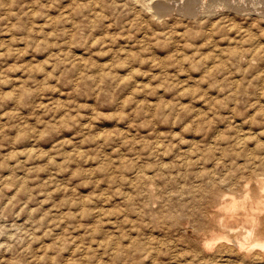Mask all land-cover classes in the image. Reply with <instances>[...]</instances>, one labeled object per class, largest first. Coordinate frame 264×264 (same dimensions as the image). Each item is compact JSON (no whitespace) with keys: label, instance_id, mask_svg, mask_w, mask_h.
Returning <instances> with one entry per match:
<instances>
[{"label":"rangeland","instance_id":"374dc122","mask_svg":"<svg viewBox=\"0 0 264 264\" xmlns=\"http://www.w3.org/2000/svg\"><path fill=\"white\" fill-rule=\"evenodd\" d=\"M263 3L0 0V264H264Z\"/></svg>","mask_w":264,"mask_h":264},{"label":"bare ground","instance_id":"6f19581e","mask_svg":"<svg viewBox=\"0 0 264 264\" xmlns=\"http://www.w3.org/2000/svg\"><path fill=\"white\" fill-rule=\"evenodd\" d=\"M161 1H162V0H161ZM217 1H218V0H217ZM220 1H221V0H220ZM243 2H244V1H243ZM246 2H247V1H246ZM246 2H245V3H246ZM253 2H254V1H253ZM211 3H212V2H211ZM220 3H221V2H220ZM227 3H228V2H227ZM162 4H163V3H162ZM164 4H165V3H164ZM181 4H182V3H181ZM235 4H236V3H235ZM240 4H241V3H240ZM263 4H264V3H263ZM165 5H166V4H165ZM165 5H164V6H165ZM168 5H169V4H168ZM172 5H173V4H172ZM172 5H170V6H172ZM162 6H163V5H162ZM173 6H174V5H173ZM203 6H204V5H203ZM230 6H231V5H230ZM155 7H156V6H155ZM198 7H200V6H198ZM257 8H258V7H257ZM262 8H263V7H262ZM170 9H171V8H170ZM185 9H186V8H185ZM255 9H256V8H255ZM159 10H160V9H159ZM161 10H162V9H161ZM166 10H167V9H166ZM196 10H197V9H196ZM202 10H203V9H202ZM236 10H238V9H236ZM164 11H165V10H164ZM160 12H162V11H160ZM187 12H188V11H187ZM194 12H195V11H194ZM208 12H209V11H208ZM162 13H164V12H162ZM227 13H228V12H227ZM188 16H189V14H188ZM193 17H194V16H193ZM246 186H247V185H246ZM262 187H263V186H262ZM263 189H264V188H263ZM231 197H232V196H231ZM232 200H234V199H233V198L231 199V203H230V204H234V201H232ZM242 202H243V201H242ZM238 203H239V202H238ZM235 204H236V203H235ZM232 206H233V205H232ZM236 207H237V206H236ZM236 207H235V208H236ZM241 208H242V207H241ZM230 209H231V208H230ZM233 210H235V209L232 208V211H233ZM236 211H237V210H236ZM233 212H235V211H233ZM254 213H255V212H254ZM256 213H257V212H256ZM260 213H261V211H260ZM216 214H217V213H216ZM235 215H236V214H235ZM246 215H247V214H246ZM252 215H253V214H252ZM255 215H256V214H255ZM226 216H227V215H226ZM229 216H230V215H229ZM237 216H238V215H237ZM239 216H240V215H239ZM241 216H244V215H241ZM227 217H228V216H227ZM246 217H247V216H246ZM248 217H249V216H248ZM232 218H233V216H232ZM253 218H254V217H253ZM253 218H252V219H253ZM255 218H258L257 215H256ZM255 218H254V220H256ZM235 219H236V218H235ZM242 219H243V217H242ZM238 220H239V219H238ZM245 220H246V219H245ZM248 220H249V219H248ZM254 220H253V221H254ZM257 220H258V219H257ZM221 221H222V220H221ZM221 221H220V222H221ZM240 221H241V220H240ZM249 221H250V220H249ZM253 221H252V222H253ZM225 222H226V221H225ZM245 222H246V221H244L243 223H245ZM254 222H255V221H254ZM221 223H222V222H221ZM227 223H228V222H227ZM229 223H230V221H229ZM229 223H228V225H229ZM261 224H262V223H261ZM225 225H226V224H225ZM247 225H248V223H247ZM253 226H254V225H253ZM251 227H252V226H251ZM262 227H263V225H262ZM248 228L250 229V227H248ZM248 228H247V229H248ZM260 229H262V228H260ZM246 231H247V230H246ZM250 231H252V229H250ZM246 234H247V233H246ZM251 234H252V233H251ZM213 236H214V234H213ZM247 236H248V234H247ZM223 237H224V236H223ZM219 238H220V237H219ZM221 238H222V237H221ZM225 238H226V237H225ZM225 238H224V239H225ZM229 239H230V238H229ZM230 240H231V239H230ZM248 240H249V239H248ZM246 241H247V240H246ZM246 241H245V242H246ZM249 241H250V240H249ZM209 242H210V241H209ZM209 242H208V243H209ZM211 242H212V241H211ZM232 242H233V241H232ZM239 242H240V241H238V244H240ZM247 242H248V241H247ZM230 243H231V242H230ZM235 243H237V241H236ZM252 245H253V244H252ZM254 245H257V246H258V245H259V246H264V240H262V241H256V242L254 243ZM208 246H209V245H208ZM236 246H237V245H236ZM249 246H250V244H249ZM210 247H211V246H210ZM238 247H239V246H238ZM252 247H253V246H252ZM246 248H249V247L246 246ZM242 249H243V248H242ZM244 249H245V248H244ZM250 249H251V248H250ZM246 250H247V249H246ZM239 251H240V250H239Z\"/></svg>","mask_w":264,"mask_h":264}]
</instances>
